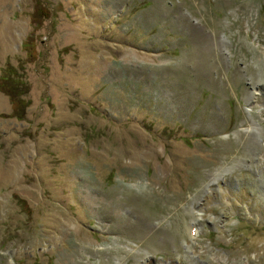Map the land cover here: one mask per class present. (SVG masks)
Listing matches in <instances>:
<instances>
[{"label":"rangeland","instance_id":"1","mask_svg":"<svg viewBox=\"0 0 264 264\" xmlns=\"http://www.w3.org/2000/svg\"><path fill=\"white\" fill-rule=\"evenodd\" d=\"M7 62L0 264H264V0H0Z\"/></svg>","mask_w":264,"mask_h":264},{"label":"trees","instance_id":"2","mask_svg":"<svg viewBox=\"0 0 264 264\" xmlns=\"http://www.w3.org/2000/svg\"><path fill=\"white\" fill-rule=\"evenodd\" d=\"M48 13V10L45 9L44 11L43 7L38 5L37 10L33 14V20L36 23V26L41 25V22L38 19L47 16ZM30 48H32V45ZM23 70L24 68L22 64L19 67L18 65L15 66L7 62L0 75V90L11 99L13 105L11 115L18 120L25 119L27 108L30 105L29 100L25 97L30 91V86H28V83L25 80Z\"/></svg>","mask_w":264,"mask_h":264}]
</instances>
